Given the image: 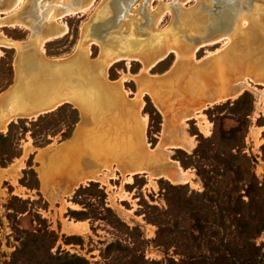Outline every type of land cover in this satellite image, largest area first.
I'll list each match as a JSON object with an SVG mask.
<instances>
[{
    "label": "rangeland",
    "instance_id": "rangeland-1",
    "mask_svg": "<svg viewBox=\"0 0 264 264\" xmlns=\"http://www.w3.org/2000/svg\"><path fill=\"white\" fill-rule=\"evenodd\" d=\"M68 1L74 12L60 16ZM89 1L0 0V42L24 41L36 27L37 51L47 56L139 53H124L139 59L115 60L105 71L138 109L107 137L119 160L59 196L47 158L71 136L78 111L63 103L0 130V264H264V50L245 51L261 42L264 10L257 0L238 16L228 14L227 0ZM113 1L123 5L117 24ZM97 20L109 27L86 36ZM63 25L64 34L48 38ZM7 47L0 43V88L12 75ZM239 77L249 84L229 94ZM134 132L141 140L131 141ZM144 156L149 170L126 169Z\"/></svg>",
    "mask_w": 264,
    "mask_h": 264
},
{
    "label": "crops",
    "instance_id": "crops-1",
    "mask_svg": "<svg viewBox=\"0 0 264 264\" xmlns=\"http://www.w3.org/2000/svg\"><path fill=\"white\" fill-rule=\"evenodd\" d=\"M16 40L19 41L17 48L7 47L14 52L11 79L0 88V130L13 119L33 117L63 103L71 104L78 111L71 136L57 143L53 151L50 149L47 158L51 173L49 184L59 187L52 195L59 196L65 186L98 173L104 163L119 160L116 147L109 141L112 139L107 137L114 136L117 128L119 133L125 124L122 117H135L138 110L135 96H124L118 82L106 77L107 62L118 51H102L98 59L91 60L85 49L79 48L70 56L56 58L38 52L37 42H31L29 36L22 39L24 42ZM106 133L105 139L102 138ZM137 135L134 132L131 141L141 140ZM126 155L132 156L133 151L127 152L125 158ZM146 161L144 156L143 163L133 159L127 165L122 161V166L135 167L132 172L147 171L150 167Z\"/></svg>",
    "mask_w": 264,
    "mask_h": 264
},
{
    "label": "bare ground",
    "instance_id": "bare-ground-1",
    "mask_svg": "<svg viewBox=\"0 0 264 264\" xmlns=\"http://www.w3.org/2000/svg\"><path fill=\"white\" fill-rule=\"evenodd\" d=\"M20 0H13V2H12V5L14 4H16V3H18ZM92 0H90L89 1V3L91 2ZM252 0H227V11H230L228 14L229 15H231V13L232 14H234V16L236 15V14H238V15H240V11L241 10H245L250 4H253V2H251ZM208 2L210 3V2H213V0H208ZM257 2H258V5H260V6H258L257 5V3H255V5L259 8V9H261V13L263 14V10H264V0H257ZM62 8H61V10H59V11H65L66 9V11L65 12H63V13H61L60 14V16H63V15H66L67 13H69V12H74L72 9H70L71 7H74V6H72L71 5V3H70V5L68 4V3H66V4H63L62 6H61ZM68 8H69V10H68ZM77 8V10H81V9H83L82 7H80V6H78V7H76ZM76 11V10H75ZM53 13V8L51 7L50 9H48L47 11H46V13H45V19L47 20V22H49L52 18V14ZM223 13H214V15H222ZM138 15V14H137ZM136 15V16H137ZM224 15H225V13H224ZM238 15H236V16H238ZM233 16V17H234ZM207 17H208V15H207ZM51 18V19H50ZM44 19V18H43ZM55 19V18H54ZM207 19V18H206ZM44 21V20H43ZM4 22H0V24H3ZM5 24V23H4ZM8 24V23H7ZM212 24V23H211ZM261 27H262V32H260L259 33V37L261 38V42L257 45V44H255V45H252V44H249V45H247L246 46V48H245V51L246 52H248V53H252V52H258L259 50H264V23L261 25ZM214 29L215 28H218V26L216 25V24H214V27H213ZM228 28L231 30L232 29V27H230V24H228ZM30 29V28H29ZM252 30V29H251ZM250 30V31H251ZM30 31H31V33H30V36H29V38H33V39H35V40H37V46H38V44H39V41H40V39L41 38H39V37H36L35 35H37V32L38 31H36V27H32V29H30ZM54 31V30H53ZM214 31V30H213ZM239 31H242L241 30V28H239ZM66 32V26L65 25H63L62 26V28L60 29V30H58V31H55L54 33H51L50 35H48V38H54V37H57V36H60V35H62V34H64ZM210 32V31H209ZM208 32V33H209ZM42 34H39V36H41ZM43 35H44V33H43ZM261 35V36H260ZM42 37V36H41ZM224 37V35L223 34H219V35H217L215 38H212V39H208V40H204V41H202L200 44H197L195 47H194V49H193V51L192 52H194L195 50H197L199 47H201V46H204V45H209V44H212V43H214V42H217V40H219V39H222ZM229 37V36H228ZM0 38H1V36H0ZM239 39V38H238ZM2 41H5L6 43H4V42H0V43H2V44H6V45H10L11 47H15V48H17L18 46H19V41H10V40H8V39H5V38H2L1 39ZM25 41V40H24ZM24 41H22V42H24ZM93 42V41H92ZM199 42V41H198ZM233 45V44H232ZM36 46V47H37ZM166 45H164L163 46V48H162V50L164 49V47H165ZM230 46V45H229ZM5 47V46H4ZM240 49H242L240 46H238V48H237V51L238 50H240ZM192 50V49H191ZM158 51H161V50H157V52ZM126 52V51H125ZM125 52H117V53H115V54H113L114 56H113V58L111 59V60H109V62H107V63H111V62H113V61H115V60H118V59H123L124 57H126L127 56V58L129 57V58H133V59H139L138 57H136V56H134V55H124V53ZM126 54H136V55H139V53L137 54V53H132V52H126ZM167 54V52L165 51V52H162V53H160L158 56H156L155 57V59H153L152 61H150V62H148L147 63V65H146V69L147 68H149L152 64H154V63H156V62H158L159 60H161L162 58H164V56ZM243 55V54H242ZM235 57L237 58V60L239 59V60H242L241 59V57L240 56H238V54H235ZM180 59V58H179ZM228 60H230V57H229V55H228ZM144 61V60H143ZM144 63V62H143ZM104 69V68H103ZM255 82H256V80H255ZM246 84H249L248 83V80L247 79H245V77H239L237 80H236V82H235V84H234V86H233V89H232V91H230L229 92V94H234V93H238L239 91H241V89H242V87L244 86V85H246ZM244 88V87H243ZM261 94V93H260ZM262 95H263V97H264V92H262ZM235 96V95H234ZM237 96V95H236ZM212 100V99H211ZM213 101H215V100H213ZM57 103V102H56ZM205 107V106H204ZM48 109V108H47ZM46 109V110H47ZM140 109V108H139ZM44 111V110H43ZM192 114H190L191 116L193 115V114H195V113H193V112H191ZM33 115H36V114H33ZM189 115V116H190ZM194 116V115H193ZM9 120V119H8ZM8 120H6V121H8ZM142 121H144V120H142ZM5 124V123H4ZM1 126H3V125H1ZM144 128V127H143ZM3 129V128H2ZM144 133V132H143ZM182 133V132H181ZM183 144V143H182ZM172 145L173 146H179L180 147V142H173L172 143ZM152 159H155V157L154 158H152ZM133 164V163H132ZM133 166V165H132ZM174 166H176V172H175V174H174V176H175V178H177V179H182V181H184V182H186L187 181V179L185 178V177H182L183 175V173H184V171H183V169H181L180 167H178L177 165H174ZM135 169V167H129L127 170H129L130 172H132V170H134ZM140 169V168H139ZM149 169V168H148ZM147 169V170H148ZM140 171V170H139ZM144 171V170H143ZM136 172V171H135ZM163 171L162 170H160L159 171V173H162ZM164 173V172H163ZM165 175H166V173H164ZM163 174V175H164ZM167 177V176H166ZM89 178V177H88ZM174 179V178H173Z\"/></svg>",
    "mask_w": 264,
    "mask_h": 264
},
{
    "label": "water",
    "instance_id": "water-1",
    "mask_svg": "<svg viewBox=\"0 0 264 264\" xmlns=\"http://www.w3.org/2000/svg\"><path fill=\"white\" fill-rule=\"evenodd\" d=\"M66 3H68L70 5L71 2L68 1V2H65L64 4H66ZM112 3H113L112 8H113L114 20H115V23L117 24V21L119 20L120 16L124 13L123 12V5L121 6V4L119 5L118 2H114V1ZM71 5L74 6L72 3H71ZM61 8H60V10H61ZM102 23L109 24L110 22H109V20L108 21H105V20L98 21L97 20L95 22H92L91 33L87 32V34H89V35H86V36L91 37L93 34H100V35H102V33H104V31L106 30V28L109 27L108 25L105 27L104 25H102ZM98 38H103V36H99ZM86 39H88V38H86L85 36H84L83 39H81V44L82 45H85V42H86L85 40ZM30 40H31V42H37V40H35L33 38H30ZM91 40L92 39H90V41ZM118 52H121V51H118ZM113 53H115V52H113Z\"/></svg>",
    "mask_w": 264,
    "mask_h": 264
},
{
    "label": "trees",
    "instance_id": "trees-1",
    "mask_svg": "<svg viewBox=\"0 0 264 264\" xmlns=\"http://www.w3.org/2000/svg\"><path fill=\"white\" fill-rule=\"evenodd\" d=\"M154 113H156V115H158V113H157L155 110H154ZM9 123H10V122H9ZM0 135H2L1 132H0Z\"/></svg>",
    "mask_w": 264,
    "mask_h": 264
}]
</instances>
